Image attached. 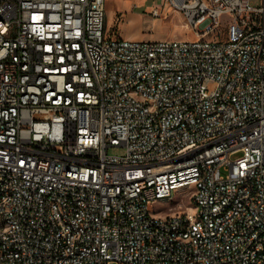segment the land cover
<instances>
[{
    "label": "built area",
    "instance_id": "built-area-1",
    "mask_svg": "<svg viewBox=\"0 0 264 264\" xmlns=\"http://www.w3.org/2000/svg\"><path fill=\"white\" fill-rule=\"evenodd\" d=\"M164 8L196 39L0 0V264H264V0Z\"/></svg>",
    "mask_w": 264,
    "mask_h": 264
},
{
    "label": "rangeland",
    "instance_id": "rangeland-1",
    "mask_svg": "<svg viewBox=\"0 0 264 264\" xmlns=\"http://www.w3.org/2000/svg\"><path fill=\"white\" fill-rule=\"evenodd\" d=\"M254 6L261 0H249ZM162 0H104V30L106 34L135 41H192L195 32L185 24L180 13L164 8L163 17L152 18V5L160 7ZM121 147L108 148L112 155H122ZM183 192L177 193L171 200L160 201L151 206L152 212L162 214L187 207V198Z\"/></svg>",
    "mask_w": 264,
    "mask_h": 264
},
{
    "label": "crops",
    "instance_id": "crops-1",
    "mask_svg": "<svg viewBox=\"0 0 264 264\" xmlns=\"http://www.w3.org/2000/svg\"><path fill=\"white\" fill-rule=\"evenodd\" d=\"M153 7H156V6H155V5H152V8H153Z\"/></svg>",
    "mask_w": 264,
    "mask_h": 264
}]
</instances>
